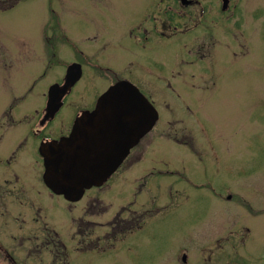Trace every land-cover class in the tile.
<instances>
[{"label": "rangeland", "instance_id": "1", "mask_svg": "<svg viewBox=\"0 0 264 264\" xmlns=\"http://www.w3.org/2000/svg\"><path fill=\"white\" fill-rule=\"evenodd\" d=\"M152 5L153 0H0V119L13 104L15 115L32 118L43 107L49 84L72 60L82 61L78 49L86 51L91 43H107L103 51L108 57L119 58L126 49L150 62L157 56V71L172 61L178 67L201 49L205 61L195 65L204 71L203 78L187 76L179 93L161 88L150 96L158 119L141 139L142 162L123 171L129 174L128 192H121L116 176L110 180L111 203L125 198L140 203L156 192L157 214L146 216L143 226L124 238L123 231L103 238L105 227L98 226V246L115 247L95 255L71 253L69 264H264V0H229L220 16L221 0H194L182 10L191 13L190 19H179L184 28H192L179 37L194 33L188 47L173 40L157 41V46L135 40L132 19ZM44 28L65 45L38 78L46 64L40 58ZM221 50L230 56H216ZM164 81L158 79L157 85ZM97 85L79 80L55 123L94 94ZM25 128L0 131V149L12 139L6 147L11 150ZM150 164L156 168L138 189L133 177ZM48 200L50 227L60 235L67 232L68 247H73V227L68 232L67 226L74 223L70 218L77 208L58 195ZM108 214L97 218L105 222ZM59 258L54 263L68 257Z\"/></svg>", "mask_w": 264, "mask_h": 264}, {"label": "flooded vegetation", "instance_id": "2", "mask_svg": "<svg viewBox=\"0 0 264 264\" xmlns=\"http://www.w3.org/2000/svg\"><path fill=\"white\" fill-rule=\"evenodd\" d=\"M183 1L185 0H153L152 6H146L138 17L132 19V23L136 28H132L130 32H137L135 40L139 41L138 43L143 44L145 42L153 46H157V41L162 40H173L186 47L192 45L189 43L194 33L182 37L178 36L192 30L191 27L184 28L179 19H190L191 13H182V10L189 8L194 0H190L188 4L183 3ZM219 9L218 15L220 16L229 8L221 9L220 7ZM143 24L145 26H141ZM201 30L206 31L205 29ZM207 32L210 34L215 33L212 30H207ZM43 39L40 58L41 62H46V64L42 65L38 78L46 74L50 68L51 59L55 58L65 45L54 38L52 30L47 33L45 28L43 29ZM106 46L107 43L98 45L91 43L87 45L88 49L86 51L78 49L82 61L72 60L71 62L80 64V76L63 94L61 97L62 103L54 112L47 110L50 104L47 90L52 83L63 82L65 71L49 84L44 94V105L40 110L34 111L35 115L32 118H28V113L15 115L14 104L3 110L4 120L0 119V131L4 132L10 128L22 126V124L26 128L25 133L19 136L18 140L15 139V135L13 136L16 142L11 150L6 147L13 143L12 139L9 141L2 140L3 148L0 149V264H56L54 262L58 261V255L60 256L59 260L68 257L59 264H69L71 253L79 252L95 255L110 247H115V245L112 246L113 244L98 246L101 239V235L98 234V226L105 227L102 233L103 238L108 239L116 232L121 231L126 233L120 237L124 238L127 234L140 229L146 216L151 217L157 214L156 192L150 193L140 203H136L133 198H125L124 201L113 204L108 197L112 192L113 182L110 180L113 176L119 179L118 182L122 185L121 192H128L129 174L123 175V171L139 164L140 161L142 162L145 155V146L143 144L140 146V144L144 136L129 149L127 155L105 181L100 185L86 188L75 201H69L62 194L53 192L43 179V157L39 149L41 143L52 139L58 140L67 135L76 118L85 111L91 110L96 103L97 96L112 83L120 79H127L151 101L150 96L152 97L157 90H163L161 88L179 93L180 83L184 82L186 84L188 82L186 80L187 76L191 79L204 77V71L200 69V66L196 67L195 65L199 64L198 60H204L205 53L201 49L192 53L194 59H184V64H180L178 67L172 61L164 64V68L158 66L159 70L157 71V56L155 60L150 62L146 59H139V55L133 56V51L126 49L119 58L117 54L108 57L104 56L103 51ZM191 49L187 48L186 51L191 53ZM223 52L226 51L221 50L215 54L218 56ZM226 54L230 56L228 52ZM134 57H138V60ZM116 60H120V62ZM201 67L203 68V63ZM194 68L197 70L194 71ZM198 70L202 71V74L197 75ZM83 77L92 82H97L96 92L84 96L73 112L55 123L56 115L68 102L66 96L71 93L74 86ZM158 79H165L163 86L157 85ZM191 86L194 85L191 84ZM195 87L201 86L196 85ZM154 126L155 124L149 132L153 130ZM188 142L193 153H197L198 150L194 147V143L190 140ZM153 161L156 162L155 159ZM155 168L154 164H150L149 169L144 174L139 173L138 176L133 177V183L138 184V189L145 184V178L152 174ZM50 195L61 196L67 203L77 208L70 218L74 223L67 226L68 232L70 227H73L75 241L73 247H68L71 238L69 240L67 232L66 235H60L54 226L50 227V205L48 200ZM120 199H123V197ZM95 206L96 209H93ZM91 209L93 210L89 213ZM107 211L109 212L107 220L105 222L100 221L97 216L105 214ZM127 213H131V215ZM87 214H90V217H86ZM181 261L186 263V260L182 259Z\"/></svg>", "mask_w": 264, "mask_h": 264}, {"label": "water", "instance_id": "3", "mask_svg": "<svg viewBox=\"0 0 264 264\" xmlns=\"http://www.w3.org/2000/svg\"><path fill=\"white\" fill-rule=\"evenodd\" d=\"M227 2L222 0L223 8ZM79 76V63H70L63 84L48 89L47 110L58 108ZM156 118L155 107L138 88L126 79L118 80L98 96L92 110L76 118L69 134L41 144L44 181L69 200L79 198L85 187L106 179Z\"/></svg>", "mask_w": 264, "mask_h": 264}]
</instances>
